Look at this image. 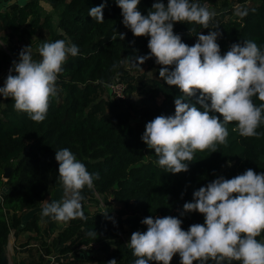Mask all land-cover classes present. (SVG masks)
<instances>
[{"label": "trees", "instance_id": "16d2710c", "mask_svg": "<svg viewBox=\"0 0 264 264\" xmlns=\"http://www.w3.org/2000/svg\"><path fill=\"white\" fill-rule=\"evenodd\" d=\"M45 1L49 11L39 0H25L0 11V76L18 60V53L26 45H30L36 60L40 58L38 46L44 41L63 39L79 47V54L69 55L62 65L56 81L57 95L50 98L43 121H33L27 113L14 109L11 97L0 96V193L4 192L0 201V260L11 237L16 240L19 232H28L20 243L27 254L12 264H108L112 259L116 264H133L137 257L127 242L134 231H146L147 225L141 223L144 217L176 216L187 230L189 225L204 221L198 211L181 216L183 204L193 199L194 190L220 175L232 178L248 168L264 172V123L256 130L258 136L246 137L233 130L235 121L226 125L227 143L219 144L217 151L197 150L187 171L165 172L157 164L154 149L147 147L141 135L148 121L161 114H174V98L181 95L180 90L159 76L161 67L171 69L174 65L157 64L152 56L133 66L136 56L150 52V37L135 36L122 23L115 0H107L103 23L90 17L88 11L104 0ZM153 3L140 0L137 7L147 14ZM199 3L213 11L209 28L195 22H174V32L189 46L198 39L197 32L218 31L221 54L232 43L243 40H253L264 49V0ZM120 33L125 34L123 38ZM144 66H154L153 78L131 74ZM114 78L124 82V98L111 94L109 83ZM132 93L138 99L132 98ZM190 99L195 102L196 97ZM253 102L264 103L257 97ZM216 115L222 119V114ZM65 147L90 173L98 172L99 179L92 189L82 190L85 218L58 221L61 226L50 237L56 228L54 219L43 217L48 225L41 229L37 213L25 222L23 215L45 197L50 187L62 186L55 151ZM6 166L11 169L4 179ZM257 239L264 242V231ZM89 245L97 246L96 253L70 256ZM55 251L61 257L52 261Z\"/></svg>", "mask_w": 264, "mask_h": 264}, {"label": "clouds", "instance_id": "9594fccd", "mask_svg": "<svg viewBox=\"0 0 264 264\" xmlns=\"http://www.w3.org/2000/svg\"><path fill=\"white\" fill-rule=\"evenodd\" d=\"M115 2L122 23L135 36L150 37V52L136 56L133 66L152 56L157 64L174 65L159 70L168 85L180 90L181 95L174 98V114L148 121L141 135L147 147L154 149L158 166L174 174L187 171L197 150L214 152L219 144L227 143L229 122H236L233 130L241 136L259 135L256 130L264 123V103L255 104L253 97L264 102V49L253 40H243L221 54L218 31L197 32L193 45L185 43L173 30L175 21L209 28L213 16L199 0H154L147 14L138 9L140 0ZM106 4L104 0L90 7L88 15L103 23ZM124 35L120 33L121 38ZM38 53L36 60L30 45L20 50L0 86V96L11 97L16 111L41 122L50 98L57 95L56 81L63 63L69 55H78L79 47L63 39L44 41ZM193 96L195 102L190 99ZM216 113L222 114V119ZM55 159L65 196L45 203L41 214L61 222L84 219L82 190L92 189L99 173H90L67 147L56 150ZM192 195L193 199L183 204L181 216L198 211L203 223H193L185 230L176 216L144 217L141 223L147 225L146 231H134L127 242L137 257L133 264H170L175 254L180 264H264V242L257 239L264 231V172L248 168L232 178L220 175ZM108 264H116V260Z\"/></svg>", "mask_w": 264, "mask_h": 264}, {"label": "rangeland", "instance_id": "374dc122", "mask_svg": "<svg viewBox=\"0 0 264 264\" xmlns=\"http://www.w3.org/2000/svg\"><path fill=\"white\" fill-rule=\"evenodd\" d=\"M25 1V0H23ZM39 2L41 3V6L46 10V11H49L50 10V7H49V4L45 1V0H39ZM234 9H237L238 10V6H234ZM55 18V16L53 15V19ZM55 20V19H54ZM5 47V46H4ZM126 68H128V61H127V64L125 65ZM8 71L9 69H6L2 72L1 76H0V86L3 85L4 83V80L6 78V76L8 75ZM13 74H15L13 72ZM131 74H134L135 76H139L141 74H144L146 77H154V66H144L142 67L139 71H131ZM131 97L134 98V99H138V95L136 93H132L131 94ZM65 196V193H64V189H63V186H60V187H56V188H52L50 187L48 189V191L46 192V195L43 199L41 200H38L33 208V210L35 211H32V210H27L24 215H23V222L27 221L28 219H30L32 217V215L34 213H37L41 219H40V223H41V229L47 227L48 223L47 222H44L43 221V217H46V216H43L41 214L42 212V206L45 204V203H48V202H51L52 200H56V201H60L62 200V198H64ZM91 209V208H90ZM54 222L56 223V228H55V231L54 232H51L50 234V237L54 236L57 232V228H59L61 225H60V222L54 220ZM34 235V233H32ZM28 235V234H27ZM26 235V237H27ZM26 237H24L23 239H20L18 240L17 242V246L19 249L15 248L14 249V254H15V260L18 261V260H22V257H25L26 256V252H25V249L24 248H21L20 246V243L24 242V240H26ZM38 240H34L33 242H37ZM96 245H89L87 246L86 248L84 247H81L79 248L78 250L74 251L71 253L70 256H79V255H87L88 253H96ZM61 256L58 254V251H55L54 254H53V260H57L59 259ZM195 262V261H194ZM171 264H180V258H179V255L177 254V256L173 257L172 261H171Z\"/></svg>", "mask_w": 264, "mask_h": 264}, {"label": "crops", "instance_id": "0c3cea01", "mask_svg": "<svg viewBox=\"0 0 264 264\" xmlns=\"http://www.w3.org/2000/svg\"><path fill=\"white\" fill-rule=\"evenodd\" d=\"M24 1L23 0H0V11L3 12L13 6H17L22 4ZM41 4V3H40ZM32 211H35L31 209ZM28 232H19L16 240L12 236L10 239L9 244L7 245L3 256H2V263L3 264H12L15 261V254H14V249L18 248L17 247V242L20 239H23L26 237Z\"/></svg>", "mask_w": 264, "mask_h": 264}, {"label": "built area", "instance_id": "2783aa9c", "mask_svg": "<svg viewBox=\"0 0 264 264\" xmlns=\"http://www.w3.org/2000/svg\"><path fill=\"white\" fill-rule=\"evenodd\" d=\"M109 89L111 94L115 98H124L125 95V84L123 81L119 80L118 78H114L110 83H109ZM86 248L87 246H82ZM51 260L53 261V257H50Z\"/></svg>", "mask_w": 264, "mask_h": 264}, {"label": "water", "instance_id": "95a60500", "mask_svg": "<svg viewBox=\"0 0 264 264\" xmlns=\"http://www.w3.org/2000/svg\"><path fill=\"white\" fill-rule=\"evenodd\" d=\"M10 169H11V167H9V166H6L4 168V173H3V176H2L4 179H7L8 178ZM4 189H6V187H4ZM3 193H4L3 191L0 193V201L3 198ZM0 264H3L2 263V258L0 260Z\"/></svg>", "mask_w": 264, "mask_h": 264}]
</instances>
